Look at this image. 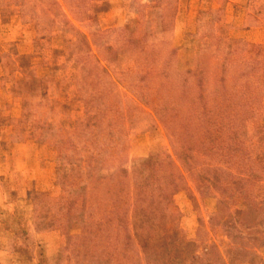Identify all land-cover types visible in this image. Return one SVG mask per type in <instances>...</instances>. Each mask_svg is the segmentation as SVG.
Segmentation results:
<instances>
[{"label": "rangeland", "instance_id": "1", "mask_svg": "<svg viewBox=\"0 0 264 264\" xmlns=\"http://www.w3.org/2000/svg\"><path fill=\"white\" fill-rule=\"evenodd\" d=\"M44 1L26 0L27 13L22 14L20 0H0V264H76L81 247L67 248L65 229L43 225L37 230L36 221L52 224L57 210L70 203L77 183L120 167L131 170L157 152L177 159L164 115L152 104H157V79L149 89L139 88L140 97L134 98L120 81L131 73L137 83L148 72L145 65L128 55L119 65L105 61L129 40L141 37L159 49L155 54L148 47L147 55L164 62L182 83L196 85L207 102V115L216 116L218 108L223 117L230 113V106L224 111V89L236 93L239 103L249 102L245 144L264 147V0ZM74 32L89 37L100 60L94 70L96 86L91 80L80 84L83 68L77 56L66 57L70 50L65 41ZM202 51L207 63L200 83L192 72ZM237 51L238 61L230 57ZM218 61L222 64L216 68ZM96 92H103L109 103L113 125L104 118V128L117 131L109 143L81 131L95 118L82 98ZM204 160L226 161L213 153ZM183 174L185 188L169 205L173 215L156 226L176 228L184 241L210 239L224 251L230 240L211 222L217 191L203 194L193 175L184 168ZM253 191L264 199V180ZM134 204H127L130 232L137 223ZM242 208L238 199L235 216ZM258 253L264 260V246Z\"/></svg>", "mask_w": 264, "mask_h": 264}, {"label": "trees", "instance_id": "2", "mask_svg": "<svg viewBox=\"0 0 264 264\" xmlns=\"http://www.w3.org/2000/svg\"><path fill=\"white\" fill-rule=\"evenodd\" d=\"M17 5L22 14L27 13L26 0H20ZM45 20L55 22V18ZM65 42L70 50L67 59L76 55L83 68L80 84L91 80L90 84L96 86L99 80L94 70L100 60L91 50L89 37L83 32H74ZM146 44L147 40L141 37L129 40L113 52L115 57L112 55L105 61L108 65H119L128 55L137 57L140 67L145 65L148 72L137 83L130 77L131 73H127L126 82L120 81L133 87L128 89L134 98L140 97V90L149 89L157 79V104L154 101L152 104L164 115L177 159L173 154L157 152L131 170L120 167L88 183H77L70 203L57 210L52 224L40 219L35 223L36 229L42 230L43 225L65 229L67 248L72 244L81 247L76 264H264L258 253L264 246V199H259L253 191L254 185L264 180V147L245 144L249 132L247 113L252 105L239 103L236 93L224 89V111L230 106V113L223 117L218 108L216 116L207 115V102L198 94L197 86L189 80L182 83L164 62L149 57L148 47L155 54L159 49ZM238 52L241 51L231 52L230 57L238 61ZM212 55L219 54L212 52ZM198 58L201 62L192 74L202 83L207 53L202 51ZM215 64L219 68L222 63ZM102 71L107 72L106 67ZM85 77L88 79L84 80ZM88 95L82 101L85 110L93 112L95 118L83 124L81 131L109 143L117 134L114 129L104 128V118L113 125L108 119L109 103L103 92ZM227 127L231 129L229 132ZM209 153L223 156L226 161L208 164L204 157ZM183 168L193 175L201 193L206 189L217 191V211L211 222L223 228L230 240L224 251L210 239L203 240L202 244L199 240L184 241L176 228H161L165 224L156 226L173 215L169 210L171 198L186 185ZM238 199L243 208L235 216L233 206ZM130 200H135L137 217L132 232L127 221ZM72 230H78L77 235Z\"/></svg>", "mask_w": 264, "mask_h": 264}]
</instances>
